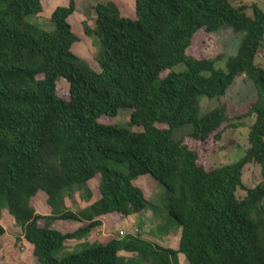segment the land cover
Wrapping results in <instances>:
<instances>
[{"label":"trees","instance_id":"trees-1","mask_svg":"<svg viewBox=\"0 0 264 264\" xmlns=\"http://www.w3.org/2000/svg\"><path fill=\"white\" fill-rule=\"evenodd\" d=\"M243 2L134 0L135 18L122 16L112 1L98 3L95 25L84 24L97 72L71 50L78 36L68 18L76 0L50 13L51 29L34 20L41 0H0V210L13 217L37 264H178V253L188 264H264V68L256 63L264 11ZM201 28L242 34L235 54H187ZM224 59V69L216 68ZM241 75L256 94L245 114L254 116L247 146L238 159L206 168L187 139L219 142L221 127H237L238 117L230 118L226 105L202 109L201 101L225 95ZM59 79L68 83L66 97L57 93ZM121 112L129 113L126 123L115 120ZM253 163L261 180L247 188L244 167ZM139 177L166 190L161 203L181 229L178 249L153 248L139 226V233L56 257L107 214L150 209L155 216L158 205L134 182ZM93 178L99 198L77 212L67 208L75 192L92 199ZM38 193L47 196L49 214L35 210ZM60 219L80 226H50ZM5 232L0 223V238Z\"/></svg>","mask_w":264,"mask_h":264},{"label":"rangeland","instance_id":"rangeland-1","mask_svg":"<svg viewBox=\"0 0 264 264\" xmlns=\"http://www.w3.org/2000/svg\"><path fill=\"white\" fill-rule=\"evenodd\" d=\"M107 1L114 2L120 10L122 16L135 18L134 13V0H76V10L69 16L68 21L72 25V30L75 35L78 36V41L74 42L71 46L73 53L87 61L90 67L99 71L98 63L96 62V47L92 38H89L84 32V24L93 27L95 25V6L98 3H105ZM69 0H41L42 12L38 17H34L39 24L43 23L46 29H51L50 13L57 6L67 5ZM244 4L250 6L253 3L257 4L264 11V0H244ZM248 14H252L249 9ZM242 39V34L235 33L229 28H223L216 32H208L204 28L199 29L193 36L191 45L187 49V54L195 58H216L217 56H229L235 54L239 43ZM256 63L264 68V42L259 48ZM225 67V59L216 64V68ZM68 83L64 79L57 81V93L63 97L67 96ZM255 89L251 81L247 80L244 75L238 76L232 85L229 86L225 95L214 99H202V109H212L218 105H226L228 108L230 118L238 117L233 122L237 123V127H225L223 130L221 140L215 141L211 136L206 142H199L194 139H187L188 145L195 149L198 153V162L203 164L204 167H215L222 163H229L238 159L244 153V149L247 146L246 137L250 125L254 122V116H245L249 110L252 101L255 99ZM116 122L122 124L129 120V113L121 112L116 117ZM100 122L104 124H111L113 119L102 117ZM224 128V129H223ZM138 129V128H134ZM237 145L240 146L236 147ZM261 180L260 167L258 164H248L244 167L243 183L247 188H251ZM98 178H93L88 182L90 189L92 190V199L89 202H85L79 195V192H75L72 198L65 199V205L67 208L72 209L74 212L83 209L88 204L94 202L99 198ZM140 186L149 201L157 206V213L154 216L152 210L145 209L140 214H134L128 217H123L120 214H107L104 219L113 217V223L110 219L106 222V233L112 234L115 237H123L124 235H117L119 230H124L128 233H139V226L142 227L143 238L145 241L150 242L151 246L162 245L165 248L178 249L181 229L174 220H171L161 203V197L165 195L166 190L161 185L153 186L152 181H148L147 177H139L134 181ZM244 190L239 189L237 192L238 197H243ZM35 203L32 200V204L36 206L35 210L40 214H45L40 207L48 209L46 199L47 196L44 193L37 194ZM43 204V206H42ZM42 212V213H41ZM116 216V217H115ZM156 217V219L154 218ZM126 218V219H125ZM120 219V221H118ZM124 219V220H123ZM102 221H104L102 219ZM0 223L5 228V235L0 240V264H37L32 256V245L29 244L24 238L21 237L20 228L14 222L13 217L7 213L6 209L0 210ZM109 225V226H108ZM169 226L168 231H164ZM52 228H56L62 232H72L80 226L74 223L72 220H54L50 225ZM152 229L153 234L148 231ZM164 231V232H163ZM103 230L99 232H91L86 237L79 241L68 240L64 244V248L56 252V257L62 258L73 252H80L87 243L93 242L103 243L110 239V237L104 238ZM169 234V236H168ZM129 235V234H128ZM155 239H149V236ZM167 236V237H166ZM103 238V239H102ZM128 239V238H125ZM80 242V243H77ZM125 257H134L135 253L120 252ZM178 264H188L183 254L178 253L176 256Z\"/></svg>","mask_w":264,"mask_h":264},{"label":"crops","instance_id":"crops-1","mask_svg":"<svg viewBox=\"0 0 264 264\" xmlns=\"http://www.w3.org/2000/svg\"><path fill=\"white\" fill-rule=\"evenodd\" d=\"M42 206H43V204H42ZM42 210H43V212L45 213V214H49V208L48 209H45V207L43 208V207H40ZM42 213V212H41ZM142 213V212H141ZM138 214H140V213H138ZM137 214V215H138ZM113 215V214H112ZM100 219H101V225L100 226H98V227H96V228H94L93 230H91V232H96V231H100L101 229L103 230V233L101 234V235H103L104 236V238H106V237H109V236H114V235H112V234H109V233H106L105 234V231H107V225H106V222L110 219V217L109 218H107L106 220L104 219V216L103 217H100ZM102 219L104 220V221H102ZM111 219H114L113 217H111ZM110 219V221H111V223H113L114 222V220H111ZM126 219V218H125ZM124 220V219H123ZM74 223H76L77 225H79L80 224V222H77V221H75V220H72ZM118 221H120V219L118 220ZM109 226V225H108ZM90 232V233H91ZM168 236H169V234H168ZM167 237V236H166ZM103 239V238H102Z\"/></svg>","mask_w":264,"mask_h":264},{"label":"built area","instance_id":"built-area-1","mask_svg":"<svg viewBox=\"0 0 264 264\" xmlns=\"http://www.w3.org/2000/svg\"><path fill=\"white\" fill-rule=\"evenodd\" d=\"M118 234L119 235H123V234H125V231L121 229V230L118 231Z\"/></svg>","mask_w":264,"mask_h":264},{"label":"clouds","instance_id":"clouds-1","mask_svg":"<svg viewBox=\"0 0 264 264\" xmlns=\"http://www.w3.org/2000/svg\"><path fill=\"white\" fill-rule=\"evenodd\" d=\"M5 233H6V232H5ZM4 235H5V234H4ZM4 235H3V236H4ZM3 236L0 238V240L3 238Z\"/></svg>","mask_w":264,"mask_h":264}]
</instances>
